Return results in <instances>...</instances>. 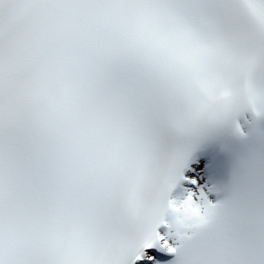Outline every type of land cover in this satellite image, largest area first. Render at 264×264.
<instances>
[{"label":"snow or ice","instance_id":"6c2138e0","mask_svg":"<svg viewBox=\"0 0 264 264\" xmlns=\"http://www.w3.org/2000/svg\"><path fill=\"white\" fill-rule=\"evenodd\" d=\"M0 264H264V0H0Z\"/></svg>","mask_w":264,"mask_h":264}]
</instances>
